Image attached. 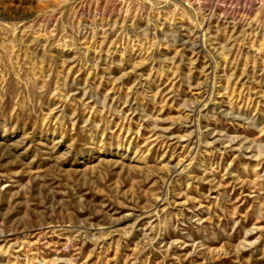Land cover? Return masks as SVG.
I'll return each mask as SVG.
<instances>
[{
    "label": "rangeland",
    "instance_id": "1",
    "mask_svg": "<svg viewBox=\"0 0 264 264\" xmlns=\"http://www.w3.org/2000/svg\"><path fill=\"white\" fill-rule=\"evenodd\" d=\"M0 264H264V0H0Z\"/></svg>",
    "mask_w": 264,
    "mask_h": 264
}]
</instances>
